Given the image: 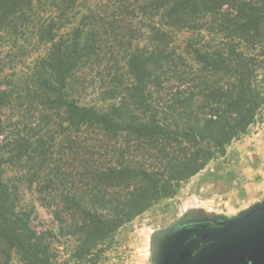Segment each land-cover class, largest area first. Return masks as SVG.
I'll list each match as a JSON object with an SVG mask.
<instances>
[{
    "label": "trees",
    "instance_id": "16d2710c",
    "mask_svg": "<svg viewBox=\"0 0 264 264\" xmlns=\"http://www.w3.org/2000/svg\"><path fill=\"white\" fill-rule=\"evenodd\" d=\"M263 111L264 0H0V264H101Z\"/></svg>",
    "mask_w": 264,
    "mask_h": 264
},
{
    "label": "rangeland",
    "instance_id": "374dc122",
    "mask_svg": "<svg viewBox=\"0 0 264 264\" xmlns=\"http://www.w3.org/2000/svg\"><path fill=\"white\" fill-rule=\"evenodd\" d=\"M28 201L36 207L34 229L40 232L52 227L49 214L31 197ZM263 203L264 111L261 120L228 148L225 157L183 185L174 199L162 201L124 227L101 264H155L165 231L182 219L230 220Z\"/></svg>",
    "mask_w": 264,
    "mask_h": 264
},
{
    "label": "water",
    "instance_id": "95a60500",
    "mask_svg": "<svg viewBox=\"0 0 264 264\" xmlns=\"http://www.w3.org/2000/svg\"><path fill=\"white\" fill-rule=\"evenodd\" d=\"M182 219L165 231L160 241V253L155 264H203L211 261L207 255L213 245V254L235 251L243 245L250 251L258 249L260 237L264 236V204L256 205L238 218L229 220L215 218ZM212 220V221H213ZM257 252H261L260 250ZM207 253V254H206Z\"/></svg>",
    "mask_w": 264,
    "mask_h": 264
},
{
    "label": "flooded vegetation",
    "instance_id": "af4514ba",
    "mask_svg": "<svg viewBox=\"0 0 264 264\" xmlns=\"http://www.w3.org/2000/svg\"><path fill=\"white\" fill-rule=\"evenodd\" d=\"M259 239L261 243L258 244L257 250H260L261 252H257V250H255L254 252L250 251L244 245L242 247H238V249H235L232 246L231 248L235 251L219 254V261H214L217 256L212 253L213 250L218 246L217 244H215L213 245V248L210 249L209 252H207L210 253L207 256L211 257V261H203V264H264V236L260 237ZM193 264H196V262H194Z\"/></svg>",
    "mask_w": 264,
    "mask_h": 264
}]
</instances>
